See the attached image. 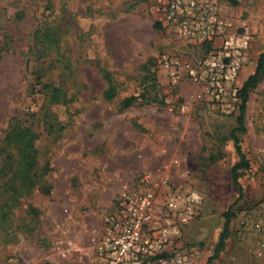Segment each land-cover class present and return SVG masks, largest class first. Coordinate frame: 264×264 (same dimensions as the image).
Returning <instances> with one entry per match:
<instances>
[{
    "label": "rangeland",
    "instance_id": "obj_1",
    "mask_svg": "<svg viewBox=\"0 0 264 264\" xmlns=\"http://www.w3.org/2000/svg\"><path fill=\"white\" fill-rule=\"evenodd\" d=\"M168 1L0 0V159L18 120L40 134L39 159L50 164L43 182L13 205L0 264H95L105 216L146 174L157 190L156 232L170 190L202 197L164 256L264 264L243 231L264 201V74L238 133L250 161L239 178L242 196L232 175L240 160L232 138L238 91L264 52V0H206L224 32L196 39L166 22ZM164 55L179 63L176 82L162 68ZM109 80L116 94L105 99ZM52 85L66 99L51 102ZM228 211L236 216L214 257Z\"/></svg>",
    "mask_w": 264,
    "mask_h": 264
},
{
    "label": "built area",
    "instance_id": "obj_2",
    "mask_svg": "<svg viewBox=\"0 0 264 264\" xmlns=\"http://www.w3.org/2000/svg\"><path fill=\"white\" fill-rule=\"evenodd\" d=\"M164 11L166 22L186 37L206 38L224 32L225 23L206 0H169ZM161 62L173 81H178L182 74L179 63L168 55ZM235 74L230 72L226 86ZM201 198L188 191L170 190L164 203L167 211L162 216L163 228L156 232L157 226L153 225L159 210L157 190L151 175L146 174L139 187L124 191L113 211L105 216L95 264H187L186 257L180 254L167 257L163 253L181 237V227L190 222ZM243 227L253 255L264 261V201L248 214Z\"/></svg>",
    "mask_w": 264,
    "mask_h": 264
},
{
    "label": "trees",
    "instance_id": "obj_3",
    "mask_svg": "<svg viewBox=\"0 0 264 264\" xmlns=\"http://www.w3.org/2000/svg\"><path fill=\"white\" fill-rule=\"evenodd\" d=\"M236 5L238 0H227ZM255 72L249 76L243 86L238 91V97L241 99L240 114L238 115V127L232 131L234 145L240 156V160L232 165V175L235 184L240 187V194L243 195V189L239 182L241 170L250 168V161L242 150L241 138L238 134L245 129V113L249 94L252 89L256 88L264 74V52L260 54L258 65ZM49 97L51 102H57L61 97L66 99V93L59 86H50ZM116 87L109 80V87L104 92L105 99H112L116 94ZM136 100V97H128L123 100L122 107L131 106ZM46 120H48L46 118ZM17 123H12L6 134L7 140L5 146V156L0 159V190L4 197L0 200V241H7L8 237L13 233L14 221L12 207L16 205L25 195H30L38 184L43 182V178L50 171L49 162L41 164L39 157V148L37 141L40 134L35 131L33 125H25L16 120ZM47 125L53 128L54 123L47 121ZM52 130V129H51ZM50 130V131H51ZM13 149H17L18 153ZM48 189V188H46ZM34 210V209H33ZM227 221L224 226V231L220 236L219 244L216 247L214 257H217L225 247V242L228 237V224L235 217V213L228 211L224 214Z\"/></svg>",
    "mask_w": 264,
    "mask_h": 264
}]
</instances>
